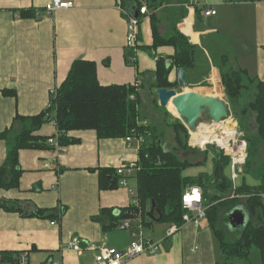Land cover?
I'll list each match as a JSON object with an SVG mask.
<instances>
[{
    "label": "crops",
    "instance_id": "1",
    "mask_svg": "<svg viewBox=\"0 0 264 264\" xmlns=\"http://www.w3.org/2000/svg\"><path fill=\"white\" fill-rule=\"evenodd\" d=\"M48 1L0 0V134L13 125L15 116H34L44 110L49 104L50 90L65 80L72 63L86 60L95 63L96 78L101 85L140 84L138 123L149 125L161 135L157 132V120L159 111L163 112L166 107L159 104L157 88L153 90L151 86L158 58H167L166 63L170 65L174 48L170 45L151 48V15L162 35H167L175 25L194 45L193 66L184 69L186 88L200 85L202 92L223 100L230 110L232 107L243 109L253 93L246 89L236 99L227 97L216 65L222 55L228 56L231 66L264 81V0H162L154 9L147 8L145 0H138L146 12L142 14L139 9L140 15L136 18L135 49L125 44L127 18L131 15L123 9L122 0H67L73 2L72 7L60 8L51 14L43 11ZM206 8L215 9L216 13L206 16L203 14ZM36 10L40 11L38 17L34 14ZM129 49L133 50L134 64L128 63ZM177 69L171 67L168 80L176 83L173 89L183 92V86L177 83ZM246 92L248 100L242 98ZM249 125L252 126L250 122ZM18 126L14 124V128ZM34 134L47 139L55 137L56 124L52 119L47 120ZM67 135L78 141L59 150L49 144L46 148L19 149L21 171L17 185L0 188V204L15 202L9 208L0 205V252L14 255L27 250L30 264H48L49 259L60 260L61 264H93L94 250L86 249L78 254L68 247L73 236L82 238L83 246L93 243L123 249L134 238V232L159 242V250L138 255L123 264L223 262L219 241L205 216L197 225L193 222L179 225L171 235L166 231L173 223L151 218L154 222L143 226L139 213L118 218L121 209L138 205L137 181L135 171L128 186H122L115 170L124 162L138 164V149L145 142L144 135H139L143 142L138 144L133 139L130 145L125 137L98 138L93 129L72 130ZM160 138L163 144V136ZM8 147V142L0 138V166ZM206 149L201 152L206 161L185 169L183 176L202 174L208 184L219 152ZM202 157L196 160L202 161ZM225 168L223 174L227 178ZM99 169L111 172L113 180H117L115 187H100ZM206 186L204 190L209 196H225L219 195L213 185ZM129 187L134 188L135 194L130 193ZM203 200L205 205L204 197ZM37 208H55L62 210V214L58 220L39 217L34 214ZM233 208L247 209L241 199L230 208H222L225 210L221 211L219 225L238 235L243 226L232 227L224 220L226 212ZM101 210L111 211L112 216L101 214ZM250 218L249 215L248 221ZM126 219L131 221L132 228H119V223ZM53 221L57 223L52 224ZM111 222L116 223L112 228H103Z\"/></svg>",
    "mask_w": 264,
    "mask_h": 264
},
{
    "label": "trees",
    "instance_id": "2",
    "mask_svg": "<svg viewBox=\"0 0 264 264\" xmlns=\"http://www.w3.org/2000/svg\"><path fill=\"white\" fill-rule=\"evenodd\" d=\"M162 0H145L147 8L154 9ZM122 7L127 14L133 15L140 9L138 0H122ZM139 17V16H138ZM153 42L152 49L161 45H170L174 54L168 65L167 58L159 57L156 62L152 89H173L176 83L168 80L172 66L189 69L194 63V45L186 36L180 33L175 25L167 35H162L151 15ZM128 63L134 64L133 50L129 49ZM227 55L220 57L216 62L220 74L221 84L228 98H238L243 90H251L253 98L243 105L240 110L242 122L239 127L244 131L247 141V156L243 165V176L247 174L259 177V181L248 185L245 180L239 185L236 192L250 193L245 199V206L250 218L240 233L233 239H227L225 232L219 225L222 208H230L237 201L236 197L209 196L204 190L202 174L198 176H183V171L195 165H201L204 160L191 162L182 159L176 151L166 150L161 142L160 135L149 125L139 124V88L140 84L101 85L96 78V65L91 61L75 60L67 77L57 87L56 94L50 97L48 106L34 116H15L13 127L0 134V138L8 142V150L3 164L0 166V188L6 189L17 185L21 169L18 164V151L23 148H46L48 139L34 134L47 120H53L57 127V141L60 145L73 144L78 139L67 135L72 130L93 129L98 138H124L126 136L144 135V140L138 149V170L135 172L137 185L138 205L132 204L121 209L118 218L140 214L143 226L151 225L155 218L158 222L167 224H182V216L186 212L181 197L185 189L191 185L202 187L205 198V219L219 241L223 254L221 264H237L234 259H241L245 264H264V215L262 212L259 193L264 191V161L258 163L264 152V81L250 77L243 69L231 66ZM131 61V62H130ZM133 95V98H130ZM236 108H231L233 116L237 117ZM170 117V113H166ZM252 117V121H250ZM249 122L252 126L249 125ZM19 124L14 128V124ZM174 131L175 144L182 150H189L188 129L174 118L168 122ZM50 145V144H49ZM206 152V151H204ZM204 158L205 154L203 155ZM216 165L226 167L229 157L222 152L214 158ZM99 184L101 188H113L116 178L109 170L99 169ZM110 174V175H109ZM115 177V176H114ZM241 177V176H240ZM15 202L0 204L7 208ZM11 205V206H10ZM55 211V212H54ZM57 212V213H56ZM37 208L36 216L59 219L62 210ZM101 214H110L111 211L101 210ZM112 216V215H111ZM112 218V217H111ZM153 220H152V219ZM113 220H117L113 217ZM116 224V223H115ZM113 222L103 225V228H112ZM5 254L8 255L7 252Z\"/></svg>",
    "mask_w": 264,
    "mask_h": 264
},
{
    "label": "built area",
    "instance_id": "3",
    "mask_svg": "<svg viewBox=\"0 0 264 264\" xmlns=\"http://www.w3.org/2000/svg\"><path fill=\"white\" fill-rule=\"evenodd\" d=\"M73 6L72 1L67 0H49L43 7V11L47 14L53 13L55 10L60 8H69ZM146 8L141 7L140 13L145 14ZM216 13L215 9L206 8L203 11V14L213 15ZM35 16L40 15V11H35ZM138 20L132 16L127 18V27L125 35V44L129 48L135 49L138 42ZM57 88H52L50 90L51 96L56 94ZM133 98V95L130 96ZM55 123V121H54ZM56 124V123H55ZM234 125V124H233ZM134 140L138 144L143 142V137L139 136L138 138H133L131 135L126 136L125 140L127 144ZM194 142V141H193ZM48 143L50 145H55L59 150L63 148V145H60L57 141V136L48 138ZM198 147L206 149L208 144H214L225 156L229 157V162L227 165L228 175L227 178L231 184V190L228 195L224 197H236L241 199H247L250 196V193H237L236 190L239 188L238 179L242 174L243 165L247 156V141L244 137L242 131H238L233 138H230L227 141L226 146H220L216 142H205L200 145L199 142H194ZM139 146V145H138ZM138 170L137 163L133 162H124L120 164L116 170L115 175L119 176V183L122 186H128V180L133 175L135 171ZM131 194H135L133 187H129ZM259 199L261 201L262 212L264 215V191L259 193ZM182 205L185 208L186 212L182 216V224L187 222H193L197 225L201 218L205 216V205L202 197V189L199 186H189L181 197ZM52 224L57 223V221L51 222ZM121 229H131V221L123 220L118 225ZM179 229L178 225H171L166 233L167 235L173 234ZM133 239L130 243L123 249H117L114 247H108L105 245H96L93 243H85L83 246V239L75 235L71 238L68 247L75 251L78 254L84 252V250H94L93 255V264H123L124 262L138 256L141 254H154L159 250V242L154 241L150 237H145L142 233L135 234L132 232ZM0 264H30L29 252L27 250H20L14 255L7 256L0 252ZM48 264H61L60 260L49 259Z\"/></svg>",
    "mask_w": 264,
    "mask_h": 264
},
{
    "label": "water",
    "instance_id": "4",
    "mask_svg": "<svg viewBox=\"0 0 264 264\" xmlns=\"http://www.w3.org/2000/svg\"><path fill=\"white\" fill-rule=\"evenodd\" d=\"M131 16L138 18V10H135ZM177 83L181 86H187L185 70L183 68L177 69ZM155 93L161 106L167 107L169 102L172 103L176 113L185 120L186 126L190 130L196 129L197 120L204 112H207L209 118L214 123L223 121L230 112L226 102L196 89L177 92L175 89L157 88ZM206 148L215 150L219 154L221 153L214 144H208ZM223 168L222 165H216L214 167L213 174L209 178L206 188L213 185L218 190L219 195L226 196V193L228 194L231 190V184L224 176ZM203 178H205V175ZM248 216L247 209L233 208L229 212H226L224 220L232 227H244L248 222ZM154 220L157 219L155 218Z\"/></svg>",
    "mask_w": 264,
    "mask_h": 264
},
{
    "label": "rangeland",
    "instance_id": "5",
    "mask_svg": "<svg viewBox=\"0 0 264 264\" xmlns=\"http://www.w3.org/2000/svg\"><path fill=\"white\" fill-rule=\"evenodd\" d=\"M198 88L200 89L199 91H203L200 85H198V86H189L187 88H186V86H183L182 91L183 90L186 91V90H191V89H198ZM247 97H249L247 92L242 95V98L244 100L247 99ZM142 103H143V95H142ZM159 112H160L159 121L157 120V124H158V127H159L158 130L159 131H157V132H160L161 133L160 136H163V140H164L163 145L165 146V149H167V150H173L174 149L176 151V154L178 156H180L181 158L188 159L191 162H197L196 159L199 158V157H202V155H201L202 153L201 152L207 151V149H202V148L198 147L196 143L192 142L191 133H192L193 130H190L186 126L185 120L183 118H181L174 111L172 106H167L166 109L163 112L162 111H159ZM167 112L170 113V117L176 118L177 120L181 121L185 125V127L188 129L189 137H188L187 144L191 148V150H189V151L188 150H182V149H180L178 147V145L175 144L174 131H173L172 128L169 127V124H168V122L172 121V119H169L167 116H165V118H164V115H162V113L164 114V113H167ZM241 117H242V115L240 114V110L237 112V117L233 116V114L231 113V110H230L229 114L227 115V117H225V119L223 121H221L219 123H214L209 118L207 112H204V113L201 114V116L197 120L196 128H199V130L206 129L208 131V135H209L211 132H214L216 129L219 130L220 129L219 126L221 125L223 127L230 128L232 130L236 129V135H237L238 131H242L243 133H244V131H246V130H242L239 127V123L242 122L241 121L242 120ZM165 124H166V126H165ZM197 132H198V130H197ZM214 134H216V132H214ZM221 135H224V134H221ZM229 138H231V137H229ZM210 141H213V140H210ZM202 160H204V162H205L206 158H204V156H203ZM263 161H264V152H263L262 156L259 157L258 163H262ZM224 171H225L226 175H228L227 166L224 169ZM243 174L244 173H243V170H242L241 177H239V179H238L239 185L242 184L243 180H245L248 185H253V184H255V183H257L259 181V177L255 178V177H253V176H251L249 174H247L246 176H243ZM237 193H239V192H237ZM239 199H241V198H239ZM241 200L244 201V199H241ZM224 210L225 209H221L220 212L221 211L224 212ZM252 219L254 220L253 217H251V220ZM220 227L224 228L225 236H226L227 239H233L235 236H237V232L236 231H233V232L230 233V232L227 231V227H225L224 225H220ZM233 230H238V229L234 228ZM234 262H236L237 264H245V262L242 261L241 259H234Z\"/></svg>",
    "mask_w": 264,
    "mask_h": 264
},
{
    "label": "bare ground",
    "instance_id": "6",
    "mask_svg": "<svg viewBox=\"0 0 264 264\" xmlns=\"http://www.w3.org/2000/svg\"><path fill=\"white\" fill-rule=\"evenodd\" d=\"M168 105L169 106H172L173 109H174V111H175V108H174V106L172 105L171 102H169ZM219 128H220L219 130L216 129L214 131V132H216V134H214V132H211L209 135H208V131L206 129H203L204 130L203 131V130H199V128H196L191 133L192 142L193 141L194 142H199V144L202 145L205 142H209L210 140H213V141H210V142H216L220 146L221 145L222 146H226L227 145V141L230 139L229 137H231V138L234 137L235 130L234 129L232 130L230 128L223 127L221 125L219 126ZM197 130H198V132H197ZM221 134H224L225 136L224 135H221Z\"/></svg>",
    "mask_w": 264,
    "mask_h": 264
}]
</instances>
